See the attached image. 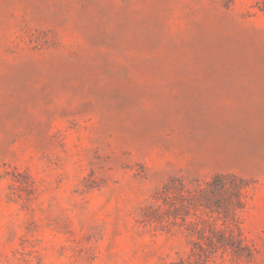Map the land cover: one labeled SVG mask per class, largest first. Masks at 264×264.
<instances>
[{"label":"rangeland","instance_id":"obj_1","mask_svg":"<svg viewBox=\"0 0 264 264\" xmlns=\"http://www.w3.org/2000/svg\"><path fill=\"white\" fill-rule=\"evenodd\" d=\"M215 172L264 264V0H0V264L177 262L142 207Z\"/></svg>","mask_w":264,"mask_h":264},{"label":"trees","instance_id":"obj_2","mask_svg":"<svg viewBox=\"0 0 264 264\" xmlns=\"http://www.w3.org/2000/svg\"><path fill=\"white\" fill-rule=\"evenodd\" d=\"M251 185L235 172H215L209 177L173 174L142 207L138 221L154 230L169 231L175 226L186 230L192 247L186 257L171 264H223L225 254L236 264H251L256 249L241 226ZM218 253L221 262L213 258Z\"/></svg>","mask_w":264,"mask_h":264}]
</instances>
